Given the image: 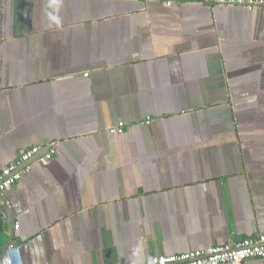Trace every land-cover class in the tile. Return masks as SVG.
<instances>
[{
	"label": "crops",
	"instance_id": "crops-1",
	"mask_svg": "<svg viewBox=\"0 0 264 264\" xmlns=\"http://www.w3.org/2000/svg\"><path fill=\"white\" fill-rule=\"evenodd\" d=\"M217 1L0 0V171L42 147L0 193V255L138 264L264 234V8Z\"/></svg>",
	"mask_w": 264,
	"mask_h": 264
},
{
	"label": "built area",
	"instance_id": "built-area-1",
	"mask_svg": "<svg viewBox=\"0 0 264 264\" xmlns=\"http://www.w3.org/2000/svg\"><path fill=\"white\" fill-rule=\"evenodd\" d=\"M219 4H238L248 10L256 6L264 8L263 0H218ZM150 119L146 120L149 123ZM110 133H122L123 123L111 127ZM41 146L36 145L25 149L16 162L9 163L0 171V193L15 185L24 174L30 170L26 163L34 158ZM54 154V148L42 155L40 160H49ZM26 163V164H25ZM22 165L24 166L23 168ZM17 247L11 242L6 251L0 256V264H16ZM259 257L264 259V234L245 238L235 244H221L208 247L205 250H195L172 255H153L146 261L138 264H240L244 260Z\"/></svg>",
	"mask_w": 264,
	"mask_h": 264
},
{
	"label": "water",
	"instance_id": "water-1",
	"mask_svg": "<svg viewBox=\"0 0 264 264\" xmlns=\"http://www.w3.org/2000/svg\"><path fill=\"white\" fill-rule=\"evenodd\" d=\"M48 150V149H47ZM35 158V157H34ZM33 160V158L29 161V162H31ZM1 194H3V193H1ZM11 242L9 241V242H7L6 244H4V247H3V249L1 250V255L3 254V252L4 251H6L7 250V248H8V246H9V244H10ZM0 255V256H1Z\"/></svg>",
	"mask_w": 264,
	"mask_h": 264
}]
</instances>
